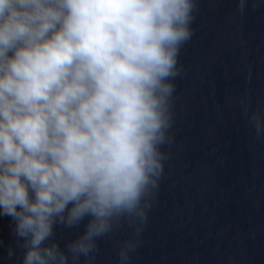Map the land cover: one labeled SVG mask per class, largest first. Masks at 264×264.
I'll list each match as a JSON object with an SVG mask.
<instances>
[{"label":"clouds","instance_id":"9594fccd","mask_svg":"<svg viewBox=\"0 0 264 264\" xmlns=\"http://www.w3.org/2000/svg\"><path fill=\"white\" fill-rule=\"evenodd\" d=\"M196 10L197 0H0V214L14 221L22 264L91 259L124 222L119 264L137 251ZM85 221L61 248L56 227Z\"/></svg>","mask_w":264,"mask_h":264},{"label":"water","instance_id":"95a60500","mask_svg":"<svg viewBox=\"0 0 264 264\" xmlns=\"http://www.w3.org/2000/svg\"><path fill=\"white\" fill-rule=\"evenodd\" d=\"M191 28L164 174L128 264H264V0L243 13L239 0H197ZM85 224L57 226L54 239L65 248ZM14 227L0 214V264H22ZM131 232L122 223L76 264H119Z\"/></svg>","mask_w":264,"mask_h":264}]
</instances>
